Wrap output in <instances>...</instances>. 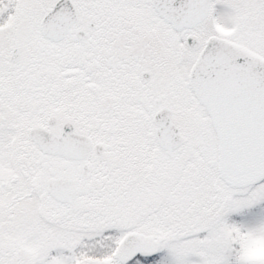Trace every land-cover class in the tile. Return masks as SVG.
<instances>
[{
	"label": "snow or ice",
	"instance_id": "1",
	"mask_svg": "<svg viewBox=\"0 0 264 264\" xmlns=\"http://www.w3.org/2000/svg\"><path fill=\"white\" fill-rule=\"evenodd\" d=\"M0 264H264V0H0Z\"/></svg>",
	"mask_w": 264,
	"mask_h": 264
}]
</instances>
